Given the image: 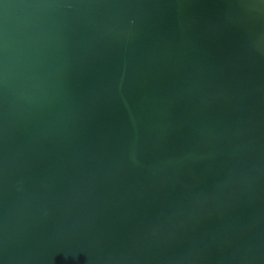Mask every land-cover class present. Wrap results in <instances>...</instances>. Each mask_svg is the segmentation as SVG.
I'll return each instance as SVG.
<instances>
[{
  "label": "water",
  "instance_id": "obj_1",
  "mask_svg": "<svg viewBox=\"0 0 264 264\" xmlns=\"http://www.w3.org/2000/svg\"><path fill=\"white\" fill-rule=\"evenodd\" d=\"M0 264H264V0H0Z\"/></svg>",
  "mask_w": 264,
  "mask_h": 264
}]
</instances>
